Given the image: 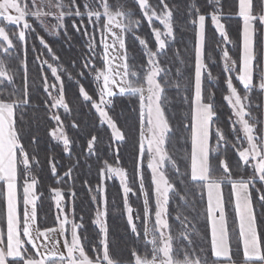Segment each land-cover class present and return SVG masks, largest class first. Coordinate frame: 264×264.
Wrapping results in <instances>:
<instances>
[{
  "label": "snow or ice",
  "instance_id": "6c2138e0",
  "mask_svg": "<svg viewBox=\"0 0 264 264\" xmlns=\"http://www.w3.org/2000/svg\"><path fill=\"white\" fill-rule=\"evenodd\" d=\"M69 28L84 51L65 65L46 36L71 47ZM187 29L191 47L178 39ZM209 29L219 37L212 47ZM119 97L135 101L131 173L120 156L128 134ZM81 109L96 119L78 145L67 129L81 128ZM41 127L59 153L41 157ZM81 156L89 169L98 163L95 184L81 181L87 221L77 213ZM45 172L52 183L42 187ZM109 182H118L119 204ZM46 197L51 225L40 214ZM110 218L124 222L123 247ZM0 264H264V0H0Z\"/></svg>",
  "mask_w": 264,
  "mask_h": 264
},
{
  "label": "trees",
  "instance_id": "16d2710c",
  "mask_svg": "<svg viewBox=\"0 0 264 264\" xmlns=\"http://www.w3.org/2000/svg\"><path fill=\"white\" fill-rule=\"evenodd\" d=\"M197 3L200 5H205L207 3V0H197ZM227 8V5H226ZM229 25V32L232 37V39L235 41L237 39V23L235 19L227 21ZM179 27L181 29L185 28V25L183 23L179 24ZM41 35H45V33L41 32ZM69 35L72 37L70 43L71 47H69V42L65 41L64 39H57L55 36H46V39L49 41V43L52 45L54 50L58 55L61 56L62 61L65 65H68L70 61L72 60H78V57L83 53V40L78 35L75 34L71 28H69ZM178 39H181L183 43H187L189 47H191V29L185 30ZM219 40L218 35L214 34L211 29H209L208 32V41L209 46L212 47L215 45V43ZM177 46H181L177 45ZM37 47L39 48V44L37 42ZM128 47L130 50V54L136 55L139 59L140 57V51L139 48L136 46V42L134 39L129 36L128 38ZM236 48L231 47V53L236 54ZM31 73L30 75L35 78L36 76V68L34 65H30ZM79 70V65L77 66V69ZM73 70V71H76ZM214 75L220 74V67H216L213 69ZM81 83H84L86 88L90 90L91 86L88 85L87 81H81ZM67 98L71 102L73 107L79 106V100L77 99V89L73 86L71 82H68L67 85ZM216 91V102L217 105L221 108V121L226 122L227 117L229 115V109L224 106V103L222 101V86L217 85L214 89ZM38 101L34 100L33 103H37ZM116 107H115V113L118 116L121 126L124 128V130L128 134V140L127 143L122 146L120 150V156H121V162L128 168L129 172L131 173L133 168V156L135 155V145H136V138H137V119L136 114L133 111V107L135 106V101L127 98V97H119L115 101ZM62 111V110H61ZM87 111V109H81L79 114V120L81 121V128L71 129L70 127L67 129L69 132V135L74 138L77 141L78 145L85 144V137L88 135L89 132L93 131V122L95 121V116L88 114L85 115L84 113ZM40 115H43V112L40 113ZM66 125L70 123V121L65 122ZM225 128L227 129V124L225 123ZM98 134L101 137L102 144L106 145L108 143V136L109 133L105 128H99ZM40 136V152L41 157L45 156L49 150H54L55 152L59 153L60 149L55 146V142H50L49 137L46 134L45 128L41 127L39 131ZM80 151V148L77 147L74 154L73 159H75L76 153ZM231 155V153H229ZM236 158H232L233 164H235ZM67 158H65V163H67ZM80 163L81 167L79 169V179L76 181V188L78 189V196H77V213L78 215L81 213V210H84L85 220L87 221L88 213L90 212L89 206H88V193L81 187V181L87 179L91 181L93 184L96 182V169L98 167V163L95 160V157H93L91 160L87 161V164L91 165V169L88 168V166L84 162V157H80ZM147 175V173H146ZM42 187L47 186L52 183L51 178L48 176L47 172H45L42 175ZM119 189H118V182L116 184H113L112 182H109V195L111 197H115L117 204L120 203V196H119ZM224 195L225 199L227 200L229 197V188L225 187L224 189ZM130 202L132 203V206L134 209H141L142 208V200L138 199L136 196L130 197ZM229 215L230 220L232 217V211L231 206L229 205ZM257 211H260L259 205H257ZM47 212V223L49 225L52 224L55 208L49 207V202L47 200V197L45 198V203L42 209H40V214L43 216V214ZM110 224L112 226V232L114 233V243L121 242V247H123L122 241L127 238V233L125 230V225L123 220L116 219L113 220L110 218ZM88 227V231L91 234L92 232V226L90 224H86Z\"/></svg>",
  "mask_w": 264,
  "mask_h": 264
},
{
  "label": "rangeland",
  "instance_id": "374dc122",
  "mask_svg": "<svg viewBox=\"0 0 264 264\" xmlns=\"http://www.w3.org/2000/svg\"><path fill=\"white\" fill-rule=\"evenodd\" d=\"M234 41V40H233ZM229 47L231 48L232 47V45H229ZM232 54V53H231ZM233 55V57L235 58V55L234 54H232Z\"/></svg>",
  "mask_w": 264,
  "mask_h": 264
}]
</instances>
